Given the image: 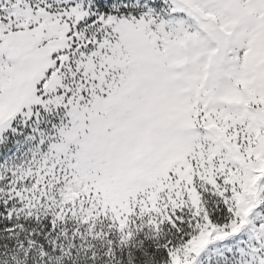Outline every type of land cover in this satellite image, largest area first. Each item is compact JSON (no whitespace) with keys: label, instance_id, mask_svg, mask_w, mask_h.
Instances as JSON below:
<instances>
[{"label":"snow or ice","instance_id":"1","mask_svg":"<svg viewBox=\"0 0 264 264\" xmlns=\"http://www.w3.org/2000/svg\"><path fill=\"white\" fill-rule=\"evenodd\" d=\"M0 264H264V0H0Z\"/></svg>","mask_w":264,"mask_h":264}]
</instances>
